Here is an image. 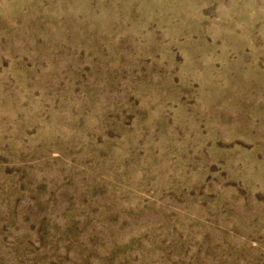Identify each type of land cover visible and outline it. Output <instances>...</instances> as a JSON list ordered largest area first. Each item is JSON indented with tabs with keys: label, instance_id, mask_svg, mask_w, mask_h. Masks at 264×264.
Returning a JSON list of instances; mask_svg holds the SVG:
<instances>
[{
	"label": "rangeland",
	"instance_id": "374dc122",
	"mask_svg": "<svg viewBox=\"0 0 264 264\" xmlns=\"http://www.w3.org/2000/svg\"><path fill=\"white\" fill-rule=\"evenodd\" d=\"M0 264H264V0H0Z\"/></svg>",
	"mask_w": 264,
	"mask_h": 264
}]
</instances>
